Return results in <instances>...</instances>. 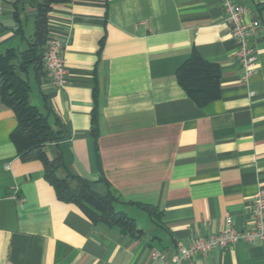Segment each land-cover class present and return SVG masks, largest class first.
Here are the masks:
<instances>
[{
    "label": "crops",
    "instance_id": "obj_1",
    "mask_svg": "<svg viewBox=\"0 0 264 264\" xmlns=\"http://www.w3.org/2000/svg\"><path fill=\"white\" fill-rule=\"evenodd\" d=\"M236 1L261 24L248 82L220 0L51 4L49 33L68 36L69 82L59 88L48 74L38 84L31 72V101L64 125L58 144L68 170L92 181L103 173L137 232L94 223L59 200L43 163L19 156L11 139L18 119L0 98V264H157L155 249L173 263L179 242L221 231L227 216L237 228L250 226L253 196L264 188V0ZM40 2L4 1L0 54L28 47ZM194 51L221 70V95L204 106L176 77ZM46 149L52 156L54 144ZM181 264H264V242L242 241Z\"/></svg>",
    "mask_w": 264,
    "mask_h": 264
},
{
    "label": "trees",
    "instance_id": "obj_2",
    "mask_svg": "<svg viewBox=\"0 0 264 264\" xmlns=\"http://www.w3.org/2000/svg\"><path fill=\"white\" fill-rule=\"evenodd\" d=\"M58 1L63 0H41L35 19V32L26 49L9 48L0 54V98L18 119L11 139L21 159H37L43 163L45 178L55 188L59 200L76 204L94 223H104L123 233L133 234L137 232V223L129 214L116 208L121 201L116 189L103 173L92 181L68 170L58 144L66 138L64 125L58 118H55L53 125L50 111H41L31 101L30 73L34 74L38 84L48 77L44 67L49 34L48 12L51 4ZM176 77L188 97L199 106L207 105L221 95L220 66L204 59L197 51L178 68ZM92 130L96 137V113ZM50 144H54L52 156L46 149ZM96 185L103 186L104 190L98 191ZM139 206L150 215L157 214L156 207L152 205L139 203Z\"/></svg>",
    "mask_w": 264,
    "mask_h": 264
},
{
    "label": "built area",
    "instance_id": "obj_3",
    "mask_svg": "<svg viewBox=\"0 0 264 264\" xmlns=\"http://www.w3.org/2000/svg\"><path fill=\"white\" fill-rule=\"evenodd\" d=\"M4 1L0 0V16L4 12ZM225 11L226 20L231 27V33L237 42L236 57L243 67L242 78L250 80L256 70L259 60L258 50L253 38L258 34L261 24L251 16V9L243 2L236 0H220ZM49 25V24H48ZM68 36L48 34V43L44 53V67L52 84L65 88L69 82L64 63L63 52ZM250 226L237 228L231 217L225 219L224 228L208 236H196L190 242H179V253L170 263L167 254L162 250H153L151 257L157 264H181L190 257L222 249L239 242L254 244L264 242V188L255 192L249 208Z\"/></svg>",
    "mask_w": 264,
    "mask_h": 264
},
{
    "label": "rangeland",
    "instance_id": "obj_4",
    "mask_svg": "<svg viewBox=\"0 0 264 264\" xmlns=\"http://www.w3.org/2000/svg\"><path fill=\"white\" fill-rule=\"evenodd\" d=\"M30 76H31V78H33V74L32 73H30ZM56 129L59 130V127L57 126Z\"/></svg>",
    "mask_w": 264,
    "mask_h": 264
}]
</instances>
